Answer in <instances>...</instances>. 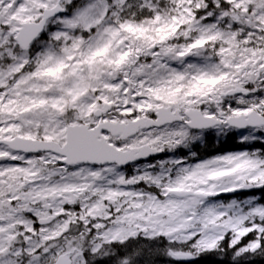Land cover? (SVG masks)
<instances>
[{
  "label": "snow or ice",
  "instance_id": "obj_1",
  "mask_svg": "<svg viewBox=\"0 0 264 264\" xmlns=\"http://www.w3.org/2000/svg\"><path fill=\"white\" fill-rule=\"evenodd\" d=\"M0 264H264V0H0Z\"/></svg>",
  "mask_w": 264,
  "mask_h": 264
},
{
  "label": "trees",
  "instance_id": "obj_2",
  "mask_svg": "<svg viewBox=\"0 0 264 264\" xmlns=\"http://www.w3.org/2000/svg\"><path fill=\"white\" fill-rule=\"evenodd\" d=\"M207 139L209 143L200 148L201 155H210L219 151L234 150L237 147L235 141L232 139H228L222 144H216L214 137L212 136H209Z\"/></svg>",
  "mask_w": 264,
  "mask_h": 264
}]
</instances>
